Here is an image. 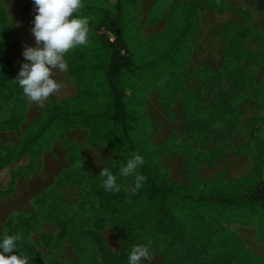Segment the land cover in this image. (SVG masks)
I'll return each mask as SVG.
<instances>
[{
  "label": "rangeland",
  "instance_id": "374dc122",
  "mask_svg": "<svg viewBox=\"0 0 264 264\" xmlns=\"http://www.w3.org/2000/svg\"><path fill=\"white\" fill-rule=\"evenodd\" d=\"M212 1V5H205ZM255 0H137V35L145 44L159 37L172 23V12L191 2L202 4L196 12L199 32L192 41L188 62L177 74H166L153 84L154 73L148 80L132 82L136 91H149L145 112L152 123L151 140L158 151L159 167L173 181L183 186L212 185L217 179L224 182L240 180L253 173L256 156L264 152V95L255 96L254 89L264 87V13L254 11ZM35 6L32 0H0V60L11 62L12 79L16 90L9 99L0 100V147H14L38 118L43 106L53 97L56 102L72 98L76 90L67 71L55 74L61 83L59 92L50 96L39 106L29 102L15 78L24 59L25 46L35 47L31 34ZM159 42L160 39H153ZM236 44L233 60L227 73L221 77L228 60L226 54L230 43ZM131 86L126 93L132 96ZM192 94L198 102L192 105L218 106L217 113L208 120L204 129L203 144L192 143L196 151L208 152L220 145L222 154L213 162L195 171L186 164L185 145L191 143L188 126L194 121L185 115L183 95ZM16 128H6L4 123L16 115ZM235 121L234 126H232ZM85 129H68L62 139H55L51 147L41 154L34 172L29 178L20 176L13 193L0 197V236L6 234V223L18 214L32 215L36 209L35 199L49 191L62 174L77 171V176L66 183L60 193L61 200L52 197L47 206L56 211L57 217L69 224L70 231L82 243L86 251L101 260V253L89 238L82 234L93 223L97 213L91 208L98 199L91 191L92 183L99 178L105 163L118 162L115 153L106 147L95 148L87 143ZM69 146L76 151L70 159ZM4 151H0L4 155ZM25 163V161H23ZM21 163V164H23ZM17 166L0 172V188H9V181ZM264 179V168L262 169ZM131 194L129 188H126ZM87 199V211L77 214L83 200ZM202 217L201 223L209 224L212 233L208 247L198 245L193 250L195 264H264V242L261 241L257 221L245 226L226 224ZM58 228L54 221L42 222L23 238L26 254L17 249L13 253L28 256L30 264H85L69 241L57 239ZM112 255L127 257L132 245H124L114 233L111 221H106L98 231ZM140 245L150 247L147 243ZM181 256H186L188 247H176ZM151 264H165L163 250H150ZM143 259V258H141ZM144 264H149L144 261Z\"/></svg>",
  "mask_w": 264,
  "mask_h": 264
},
{
  "label": "trees",
  "instance_id": "16d2710c",
  "mask_svg": "<svg viewBox=\"0 0 264 264\" xmlns=\"http://www.w3.org/2000/svg\"><path fill=\"white\" fill-rule=\"evenodd\" d=\"M83 4L74 15L89 18V42L65 55L69 65L67 73L76 95L60 102L51 97L14 147H0V151L5 152L0 154V172L17 166L9 188H0V197L13 193L20 176L29 178L43 151L49 149L55 139H62L68 129H85L89 146L111 149L118 162L110 161L103 167L112 170L113 174L133 154H140L145 164L139 171L147 180L136 192L131 190L135 177H123L118 172L117 183L121 190L117 193L104 190L105 178L102 176L92 183L91 191L98 199L97 205L91 206L97 213L93 223L95 230L89 228L82 234L89 236L97 246L100 261L86 251L70 231L69 224L59 220L56 211L47 206V200L52 197L61 200L62 187L77 176V171L62 174L49 191L36 198L37 209L32 215L18 214L10 218L5 235H20L23 239L42 222L54 221L58 228L57 239L71 242L85 264H127V257L112 255L98 234L106 221H111L114 233L124 245H132L129 252L145 242L150 250H163L165 264H195L193 250L198 245L208 247L211 243L210 225L200 222L205 216L209 218L208 222L217 220L245 226L257 221L264 242V152L256 156L253 173L240 180L224 182L219 178L212 185L201 186L198 181L192 186L173 182L161 171L158 151L152 144L153 127L145 112V95L149 91H136L132 85L134 80L146 82L149 73H154V84L166 74L173 76L185 69L192 41L200 29L196 10L202 4L191 2L179 10L174 9L170 26L162 35L153 38L160 41L152 39L149 44L137 35V0H83ZM204 4L213 3L207 1ZM253 4L254 11L264 13V0H255ZM236 47L234 42L230 43L226 54L228 60L219 77L229 70ZM127 86L133 89L130 97L126 93ZM15 90L11 62L0 60V100L9 99ZM254 95L263 96L264 87L256 86ZM194 102H198L196 96L183 95L185 115L194 119L188 126L191 143L185 145L184 152L187 166L195 171L218 158L225 146L208 152L191 147L192 143L203 144L204 129L218 109L215 104L193 109ZM18 114L16 112L3 126L16 128ZM69 151L71 159L76 149L69 146ZM87 202V199L82 201L77 214L88 210ZM22 239L17 242V249L25 255ZM179 245L188 247L186 256L178 254L176 247Z\"/></svg>",
  "mask_w": 264,
  "mask_h": 264
},
{
  "label": "clouds",
  "instance_id": "9594fccd",
  "mask_svg": "<svg viewBox=\"0 0 264 264\" xmlns=\"http://www.w3.org/2000/svg\"><path fill=\"white\" fill-rule=\"evenodd\" d=\"M35 16L31 34L35 47L25 46L21 53L24 62L15 78L29 102L43 106L44 102L59 92L62 85L55 79L57 71L66 72L68 63L65 55L78 46L89 42V18L74 15L83 8V0H32ZM145 164L144 158L136 153L119 166L117 171L123 177H135L132 191H139L147 177L139 171ZM117 172L103 167L100 176L104 177L103 186L106 192L117 193L121 185L117 183ZM20 235L0 236V264H30L28 256L16 255ZM143 258V259H141ZM152 254L147 246H134L128 264H151Z\"/></svg>",
  "mask_w": 264,
  "mask_h": 264
}]
</instances>
